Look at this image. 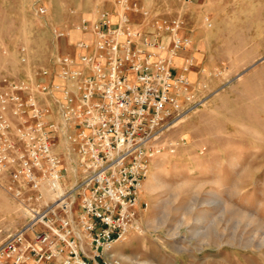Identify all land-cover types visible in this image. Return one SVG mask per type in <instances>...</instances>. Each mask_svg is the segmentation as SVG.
I'll return each mask as SVG.
<instances>
[{
    "label": "rangeland",
    "instance_id": "374dc122",
    "mask_svg": "<svg viewBox=\"0 0 264 264\" xmlns=\"http://www.w3.org/2000/svg\"><path fill=\"white\" fill-rule=\"evenodd\" d=\"M103 12L114 23L127 17L137 45L152 42L154 58L178 53L174 74H187L189 60L191 79L185 75L203 98L159 139L163 149L139 195V229L115 244V257L123 264H264V0H0V91L19 81L50 88L37 96L45 121L57 126L67 186L79 178L70 137L80 129L61 111L72 84L57 59L69 56L80 68L78 43L87 38L78 27ZM26 220L0 187V243Z\"/></svg>",
    "mask_w": 264,
    "mask_h": 264
},
{
    "label": "built area",
    "instance_id": "2783aa9c",
    "mask_svg": "<svg viewBox=\"0 0 264 264\" xmlns=\"http://www.w3.org/2000/svg\"><path fill=\"white\" fill-rule=\"evenodd\" d=\"M128 23L105 12L84 20L78 29L94 40L78 43L85 51L80 68L69 56L57 59L72 84L63 89L61 111L80 129L70 137L79 175L73 185L64 183L68 170L52 135L57 126L45 121L37 96L50 88L19 81L0 91V187L27 217L0 243V264H123L113 248L139 229V195L163 149L158 141L203 102L186 73H173L175 52L154 58L152 42L137 45L139 32Z\"/></svg>",
    "mask_w": 264,
    "mask_h": 264
},
{
    "label": "bare ground",
    "instance_id": "6f19581e",
    "mask_svg": "<svg viewBox=\"0 0 264 264\" xmlns=\"http://www.w3.org/2000/svg\"><path fill=\"white\" fill-rule=\"evenodd\" d=\"M120 13H121V11H120ZM122 15H123V13H122ZM121 15V16H122ZM88 41H90V40H88ZM177 54L178 53H174V55H173V64L175 65V58H176V56H177ZM188 62H190L189 60L187 61V63ZM187 63L183 66V68L182 69H185L186 71H187V74L186 75H188L189 76V78L191 79V77H190V73H191V68L187 65ZM190 65H192L191 63H190ZM188 115V114H187ZM184 119H186L185 117H183V118H181L178 122H176L174 125H173V127H176L179 123H181V122H183L184 121ZM74 169V171L76 172L77 171V168H76V165H75V167L73 168ZM77 175V174H76ZM153 176V175H152ZM151 176V177H152ZM147 181H149V180H147ZM145 182H146V180L144 181V184H145ZM148 184V183H147ZM146 186V185H145ZM201 217H198V219L196 220V222H201ZM193 233L196 235V236H198L199 234H200V232H199V229H194L193 230Z\"/></svg>",
    "mask_w": 264,
    "mask_h": 264
},
{
    "label": "crops",
    "instance_id": "0c3cea01",
    "mask_svg": "<svg viewBox=\"0 0 264 264\" xmlns=\"http://www.w3.org/2000/svg\"><path fill=\"white\" fill-rule=\"evenodd\" d=\"M80 35H77L79 37ZM83 38L86 39V41L90 40L89 42H92L94 40V37L92 34H83Z\"/></svg>",
    "mask_w": 264,
    "mask_h": 264
}]
</instances>
